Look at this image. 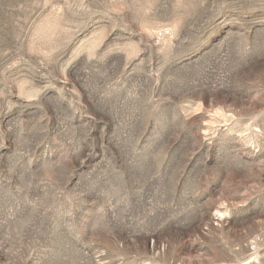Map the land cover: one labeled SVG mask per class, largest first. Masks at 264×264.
Returning <instances> with one entry per match:
<instances>
[{
	"label": "rangeland",
	"instance_id": "rangeland-1",
	"mask_svg": "<svg viewBox=\"0 0 264 264\" xmlns=\"http://www.w3.org/2000/svg\"><path fill=\"white\" fill-rule=\"evenodd\" d=\"M0 264H264V0H0Z\"/></svg>",
	"mask_w": 264,
	"mask_h": 264
}]
</instances>
